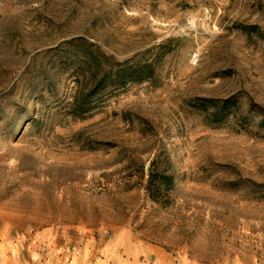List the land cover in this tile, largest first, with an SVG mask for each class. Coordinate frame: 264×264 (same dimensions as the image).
I'll use <instances>...</instances> for the list:
<instances>
[{"label": "rangeland", "instance_id": "rangeland-1", "mask_svg": "<svg viewBox=\"0 0 264 264\" xmlns=\"http://www.w3.org/2000/svg\"><path fill=\"white\" fill-rule=\"evenodd\" d=\"M0 264H264V0H0Z\"/></svg>", "mask_w": 264, "mask_h": 264}, {"label": "trees", "instance_id": "trees-1", "mask_svg": "<svg viewBox=\"0 0 264 264\" xmlns=\"http://www.w3.org/2000/svg\"><path fill=\"white\" fill-rule=\"evenodd\" d=\"M92 73H95V71H93ZM145 78H147V75L144 74V72H136V71L130 72L125 67H121L119 65H116L115 67L114 66L109 67L108 70L103 71V73H101L99 76H94V78L91 80L92 82L89 88L84 93H78L73 96L69 108L70 114L72 116L77 117L91 110L94 105V100L96 99L95 97L98 95L99 91H101L107 85L122 86L127 81L142 80ZM198 99L201 100V98ZM228 100H229L228 98L222 99L219 105L217 104L211 105L210 112H206L207 116H211L213 121H219L222 115L224 114V109L228 107L226 105V102ZM198 107H202V106H198ZM200 109H206V108H200ZM152 167H153V161H150L148 165V179L146 185V189H148V191H149V186H151ZM161 178H165V177L161 176ZM158 182L162 183V181H158ZM153 185L154 184H152L153 187L152 191L157 192L158 191L157 185L154 186ZM150 198L154 199L153 196H151V194H150Z\"/></svg>", "mask_w": 264, "mask_h": 264}]
</instances>
